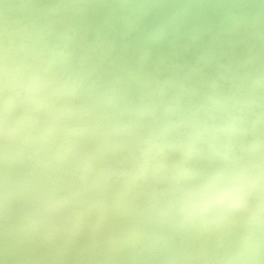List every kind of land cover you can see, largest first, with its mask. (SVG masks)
<instances>
[{
  "label": "bare ground",
  "instance_id": "bare-ground-1",
  "mask_svg": "<svg viewBox=\"0 0 264 264\" xmlns=\"http://www.w3.org/2000/svg\"><path fill=\"white\" fill-rule=\"evenodd\" d=\"M0 264H264V0H0Z\"/></svg>",
  "mask_w": 264,
  "mask_h": 264
}]
</instances>
